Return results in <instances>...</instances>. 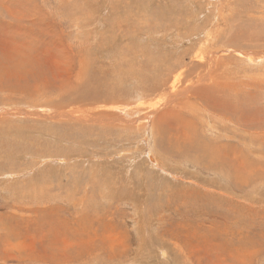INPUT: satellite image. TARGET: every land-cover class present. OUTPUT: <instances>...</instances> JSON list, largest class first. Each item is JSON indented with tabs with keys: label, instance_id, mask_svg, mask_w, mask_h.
Segmentation results:
<instances>
[{
	"label": "rangeland",
	"instance_id": "rangeland-1",
	"mask_svg": "<svg viewBox=\"0 0 264 264\" xmlns=\"http://www.w3.org/2000/svg\"><path fill=\"white\" fill-rule=\"evenodd\" d=\"M149 263L264 264V0H0V264Z\"/></svg>",
	"mask_w": 264,
	"mask_h": 264
},
{
	"label": "bare ground",
	"instance_id": "bare-ground-1",
	"mask_svg": "<svg viewBox=\"0 0 264 264\" xmlns=\"http://www.w3.org/2000/svg\"><path fill=\"white\" fill-rule=\"evenodd\" d=\"M41 16V15H40ZM83 45V44H82ZM84 46V45H83ZM82 47V46H81ZM81 49H83V48H81ZM87 50V49H86ZM89 50V49H88ZM85 51V50H84ZM256 56V55H255ZM83 57V56H82ZM81 57V58H82ZM251 57V56H250ZM263 58V57H262ZM86 59V58H85ZM74 61V60H73ZM82 61V60H81ZM75 62V61H74ZM89 62V61H88ZM260 62H262V61H260ZM84 63V62H83ZM87 63V62H86ZM192 63V62H191ZM81 65H84V64H81ZM89 65V64H88ZM86 67H87V65H86ZM88 68V67H87ZM82 69H83V67H82ZM89 69V68H88ZM88 69H87V71H88ZM190 69V68H189ZM80 70H81V68H80ZM84 70H85V68H84ZM81 71H83V70H81ZM86 71V72H87ZM80 72V71H79ZM97 79H99V80H101L100 78H97ZM91 81V80H90ZM93 81V80H92ZM91 81V82H92ZM97 81V80H96ZM95 81V82H96ZM208 81V79H207V77H206V75H202V76H199V77H197L196 78V80L195 81H192L191 83L192 84H187V87H185V89L183 90V89H178V90H176V89H174V86L172 85L173 83H178L179 81L177 80V78H174L173 79V81L170 83V85L168 84L167 86H165V87H162V85H161V99L162 100H164L165 102L163 103V106L162 107H166V106H170V104L173 106V109H168V110H170V111H172V112H174L175 114H176V116H177V114H178V110H177V108H175V106L177 105V104H179V105H181V109L183 110V115H185L186 113H190V105L189 104H187V103H183V102H189L188 100H187V94L189 93V91L191 90V89H195V88H200V86H201V84H203V83H205V82H207ZM88 82V81H87ZM182 82V81H181ZM181 82H179V83H181ZM93 83V82H92ZM163 83V82H162ZM165 83V82H164ZM72 84V83H71ZM90 84V83H89ZM94 84H96V83H94ZM100 84V83H99ZM89 86V85H88ZM212 86V85H211ZM85 87V86H84ZM98 87V86H97ZM215 87V86H214ZM93 88V87H92ZM92 88H90L89 90H91ZM103 88V87H102ZM70 89V88H69ZM78 89V88H77ZM85 89H87V87H85ZM85 89H83V90H85ZM94 89V88H93ZM92 89V90H93ZM105 89V88H104ZM112 89H114V88H112ZM74 90V89H73ZM94 90H96V89H94ZM77 92V91H76ZM83 92V91H82ZM113 92H116V91H114L113 90ZM191 92V91H190ZM78 93V92H77ZM88 93H90V92H88ZM98 92H96V94H97ZM119 92H117V94H118ZM70 94H72V93H70ZM79 94V93H78ZM84 94V93H83ZM95 94V93H94ZM116 94V95H117ZM81 95V94H80ZM86 95V94H85ZM98 95V94H97ZM84 96V95H83ZM65 97H67V96H65ZM78 98L76 97V99H75V97H71V98H67L66 100H68L69 101V103H67V104H70L71 103V101L72 102H74L75 100H77ZM102 99V98H101ZM119 99H120V97H119ZM103 100V99H102ZM161 101V100H160ZM79 102V101H78ZM77 102V103H78ZM87 102V101H86ZM94 102V101H93ZM97 102V101H96ZM89 103V102H88ZM98 103H101L100 101L98 102ZM98 103L96 104V105H98ZM208 102L206 101V100H203V99H201L200 101H198V102H195V103H192L194 106H198V107H202V109H201V112L199 113V114H201V115H203V117L205 118V114H206V104H207ZM78 104H80V103H78ZM90 104V103H89ZM106 104V103H105ZM108 104V103H107ZM114 104H115V102H114ZM72 105H73V103H72ZM75 105V104H74ZM82 105H83V102H82ZM88 105V104H87ZM99 105H102V104H99ZM94 106V105H93ZM80 107V106H79ZM83 107V106H82ZM88 107V106H87ZM109 107V106H108ZM160 107V106H159ZM178 107V106H177ZM85 108V107H84ZM92 108V107H91ZM221 109H226V107H223V108H221ZM224 110H221V111H224ZM90 111H92V110H90ZM94 111V110H93ZM86 113L88 112V111H85ZM6 113V111H4L3 112V114H5ZM58 113V111H57V109H54V108H50V109H37V108H33V107H29L28 109H27V111H25V114H27L29 117L27 118V119H30L31 121H32V119H34L35 120V122L36 121H40V122H44V123H51V118L52 117H54V116H56V114ZM171 113V112H170ZM98 114H100V113H98ZM152 114V113H151ZM181 115H182V113H180ZM199 114H198V118H200V116H199ZM182 115V116H183ZM221 115V113H219V116ZM36 116V117H35ZM38 116H41V117H38ZM116 117V116H115ZM230 114H229V118H228V122L230 121ZM86 118V117H85ZM103 118V119H102ZM98 119H102L103 120V122L104 123H113V122H115L116 120H111L110 118H109V115L108 114H103V113H101L98 117H93V115L92 116H88V118H86V119H83L84 121H86V122H89V123H91V121L93 122V121H95V120H98ZM206 121V120H205ZM234 122H235V119H234ZM47 123V125H49ZM102 123V122H101ZM229 123H232V121L231 122H229ZM236 123V122H235ZM207 138V137H206ZM204 139H205V137H204ZM191 143H193L194 144V141L193 140H189L188 141V148H189V150H192V149H190V146H189V144H191ZM205 143H207L206 141H205ZM192 144V145H193ZM195 147V146H194ZM192 148H193V146H192ZM196 148V147H195ZM181 150V149H180ZM194 151V150H193ZM186 153H187V151L186 150H182L181 151V155H186ZM150 157H151V155H150ZM152 159V158H151ZM202 159L203 158H200L199 159V162L201 163V161H202ZM152 160H154V159H152ZM205 160V159H204ZM215 163H216V161L214 162V165H215ZM126 166V165H125ZM130 166V165H129ZM163 170V169H162ZM128 172V171H127ZM110 173V172H109ZM119 173H121V172H119ZM129 173V172H128ZM126 175V174H125ZM122 176V175H121ZM122 177H124V176H122ZM126 181V180H125ZM123 183V182H122ZM124 184V183H123ZM227 193V192H226ZM227 194H229V193H227ZM159 195V194H158ZM152 196V195H151ZM152 198V197H151ZM122 200V199H121ZM120 200V201H121ZM83 207V206H82ZM15 220V219H14ZM94 220V219H93ZM9 223V222H8ZM104 224H105V222H104ZM144 224V223H143ZM59 225V224H58ZM74 225H76V224H74ZM8 226V225H7ZM89 228V227H88ZM8 229V228H7ZM145 229V228H144ZM149 230H151V229H149ZM145 231V230H144ZM10 232H8V233H6V234H9ZM10 235V234H9ZM99 235H100V233H99ZM149 235V234H148ZM93 236H95V237H97L98 235H96V234H93ZM6 237V236H5ZM67 237V240H70V243H67L66 244V246H74V245H76V241H78L79 239L78 238H76L75 237V235H72L71 236V238L70 237H68V236H66ZM102 236H100V238H101ZM106 237V236H105ZM108 237H109V235H108ZM125 237V236H124ZM103 239V238H102ZM111 239V238H110ZM161 239H163V237L161 238ZM145 240V239H144ZM165 240V239H164ZM81 241H82V239H81ZM89 241V240H88ZM93 241L94 242H96V238H94L93 239ZM146 243H147V240L145 241ZM164 242V241H163ZM40 243V242H39ZM87 243H89V242H87ZM144 243V242H143ZM11 244V243H10ZM93 244V243H92ZM5 245V244H4ZM47 245V244H46ZM10 246V245H9ZM65 246V245H64ZM86 247V246H85ZM162 247V246H161ZM65 248H67V247H65ZM68 249V248H67ZM156 249V248H155ZM161 249V248H160ZM160 249H158V250H160ZM72 251H74L75 253L77 252V248H74ZM60 253V252H59ZM69 254V253H68ZM61 255V254H60ZM64 255V254H63ZM69 256V255H68ZM166 255L164 254V257H165ZM140 257V256H139ZM50 258H52V256L51 257H48V256H45L43 259H46V260H49ZM53 259H56V260H58L59 259V256H56L55 255V253L53 252ZM156 259H158V258H156ZM31 260V259H30ZM159 260H160V258H159ZM208 260V259H207ZM166 261V260H165ZM152 262H154V261H152ZM161 262H163L162 260H161ZM188 262V261H187ZM160 263V262H159ZM169 263V262H168ZM172 263V262H171ZM150 264V263H149ZM163 264V263H162Z\"/></svg>",
	"mask_w": 264,
	"mask_h": 264
}]
</instances>
